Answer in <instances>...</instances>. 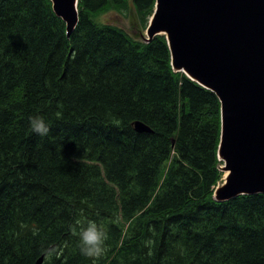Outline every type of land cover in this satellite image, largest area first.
Segmentation results:
<instances>
[{"label": "trees", "instance_id": "obj_1", "mask_svg": "<svg viewBox=\"0 0 264 264\" xmlns=\"http://www.w3.org/2000/svg\"><path fill=\"white\" fill-rule=\"evenodd\" d=\"M155 2L132 4L144 20ZM128 9L79 0L68 38L51 0H0V264H264V194L214 199L219 99L173 71L165 36L100 22ZM77 221L107 234L98 260Z\"/></svg>", "mask_w": 264, "mask_h": 264}, {"label": "water", "instance_id": "obj_2", "mask_svg": "<svg viewBox=\"0 0 264 264\" xmlns=\"http://www.w3.org/2000/svg\"><path fill=\"white\" fill-rule=\"evenodd\" d=\"M51 1L70 37L79 0ZM146 33L148 41L165 35L174 71L219 99L218 158L229 175L214 199L264 194V0H156ZM135 129L150 132L139 122Z\"/></svg>", "mask_w": 264, "mask_h": 264}, {"label": "clouds", "instance_id": "obj_3", "mask_svg": "<svg viewBox=\"0 0 264 264\" xmlns=\"http://www.w3.org/2000/svg\"><path fill=\"white\" fill-rule=\"evenodd\" d=\"M57 117L61 114L56 113ZM29 125L31 130L41 136L49 133V128L41 117H30ZM74 235L78 236L80 252L83 256L98 260L106 252L107 234L102 231L94 221H89L86 226H80L77 221L72 228Z\"/></svg>", "mask_w": 264, "mask_h": 264}, {"label": "rangeland", "instance_id": "obj_4", "mask_svg": "<svg viewBox=\"0 0 264 264\" xmlns=\"http://www.w3.org/2000/svg\"><path fill=\"white\" fill-rule=\"evenodd\" d=\"M132 3L133 0H129V9L124 12H111L102 16L100 22H107L121 28L125 35L132 39H142V41H147L148 35L146 33V28L152 14H148L147 12L144 20H142L141 14L136 11ZM220 162L221 171V168L224 167V162ZM221 174V180H225V172L221 171ZM221 180L217 184V187L222 185L223 182H221Z\"/></svg>", "mask_w": 264, "mask_h": 264}, {"label": "bare ground", "instance_id": "obj_5", "mask_svg": "<svg viewBox=\"0 0 264 264\" xmlns=\"http://www.w3.org/2000/svg\"><path fill=\"white\" fill-rule=\"evenodd\" d=\"M228 175H229V172L227 171V172H225V176H224V177H228ZM42 257H43L44 260H45V256H42ZM42 257H40V258H42ZM40 258H39V259H40ZM39 259H38V260H39ZM38 260H37V261H38ZM35 264H36V263H35Z\"/></svg>", "mask_w": 264, "mask_h": 264}]
</instances>
